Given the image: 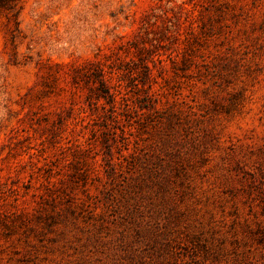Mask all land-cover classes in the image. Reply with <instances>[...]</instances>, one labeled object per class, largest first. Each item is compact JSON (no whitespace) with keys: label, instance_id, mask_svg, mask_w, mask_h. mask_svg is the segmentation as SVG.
Instances as JSON below:
<instances>
[{"label":"rangeland","instance_id":"rangeland-1","mask_svg":"<svg viewBox=\"0 0 264 264\" xmlns=\"http://www.w3.org/2000/svg\"><path fill=\"white\" fill-rule=\"evenodd\" d=\"M11 7L0 264H264V0Z\"/></svg>","mask_w":264,"mask_h":264},{"label":"trees","instance_id":"trees-1","mask_svg":"<svg viewBox=\"0 0 264 264\" xmlns=\"http://www.w3.org/2000/svg\"><path fill=\"white\" fill-rule=\"evenodd\" d=\"M13 2H14V0H0V11H9V10H11V8H12L11 5H12ZM9 12H11V11H9ZM15 25H17V22H15ZM15 29H16V27H15ZM10 40L13 43L15 41V36L11 34L10 35ZM98 76L99 75H95V78L97 80H99ZM104 91H105V86H104L103 83H101L99 92L103 93Z\"/></svg>","mask_w":264,"mask_h":264}]
</instances>
